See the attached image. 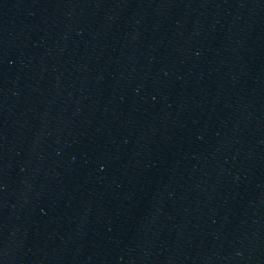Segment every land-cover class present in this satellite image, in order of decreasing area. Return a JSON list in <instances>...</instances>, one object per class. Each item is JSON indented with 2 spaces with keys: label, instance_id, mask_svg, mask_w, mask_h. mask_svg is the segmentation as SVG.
Wrapping results in <instances>:
<instances>
[{
  "label": "water",
  "instance_id": "1",
  "mask_svg": "<svg viewBox=\"0 0 264 264\" xmlns=\"http://www.w3.org/2000/svg\"><path fill=\"white\" fill-rule=\"evenodd\" d=\"M0 264H264V0H0Z\"/></svg>",
  "mask_w": 264,
  "mask_h": 264
}]
</instances>
